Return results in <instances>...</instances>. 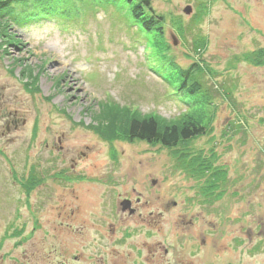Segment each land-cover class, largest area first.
Wrapping results in <instances>:
<instances>
[{"label":"rangeland","instance_id":"obj_1","mask_svg":"<svg viewBox=\"0 0 264 264\" xmlns=\"http://www.w3.org/2000/svg\"><path fill=\"white\" fill-rule=\"evenodd\" d=\"M147 1L162 18L159 42L167 61L181 70L194 67L209 96L199 101L210 112L206 133L175 150L129 141L124 119L117 131L99 130L111 104L163 123L190 108L151 70L159 65L146 48L148 39L124 20L125 11L94 7L93 1L88 7L75 1V9L68 1L61 14L23 0L18 14L0 16V94L19 117V129L0 143V264L30 263L24 251L33 252L35 264H46L49 251L58 260L62 237L77 242V235H64L65 228L86 221L92 227L86 218L119 212L118 196L131 191L148 201L146 212H157L164 201V237L158 240L165 247L176 244L179 228L182 255L195 234L229 248L228 254L214 253L211 264L227 257L254 263L247 244L244 257L235 259L242 246L233 238L240 227L253 226L257 212L264 217V0ZM187 6L189 15L183 13ZM196 161L207 164L206 176L194 174ZM29 167L42 183L29 201L32 215L19 203L9 175ZM211 183H220L219 190L206 200L202 187ZM254 183H260L257 191ZM17 209L21 217L13 224ZM24 220V236L13 228L1 238L8 224L18 227ZM21 242L27 247L18 251ZM170 255L164 264L183 263Z\"/></svg>","mask_w":264,"mask_h":264},{"label":"flooded vegetation","instance_id":"obj_2","mask_svg":"<svg viewBox=\"0 0 264 264\" xmlns=\"http://www.w3.org/2000/svg\"><path fill=\"white\" fill-rule=\"evenodd\" d=\"M2 98L0 94V143L6 135H10L19 129V117L16 110L11 109L9 106L6 107L4 102H2ZM2 156V148L0 147V157ZM9 175L11 178L10 185L19 191V199H21L19 203L22 202L26 206L29 214L32 215V207L29 201L30 198L32 199V196L35 197V189L37 186L42 184L39 183L36 170L33 167H29L20 174L10 170ZM0 183L3 182L0 180ZM151 185L153 186L155 183H151ZM259 186L260 183H254V190L256 189L257 191ZM133 194L136 195L134 199ZM118 197L119 199L115 204L117 203L119 206V212L110 211L106 213V216L92 215L86 218V220H92L89 222L92 227H89L86 221L80 222L82 226L78 229L69 231L72 228H65L67 233H64V235L67 236L69 233H72V235L78 236L76 244L72 245L68 243V238L62 237L63 243L60 245L58 251L59 259L53 261L52 258L54 255H52V251H49L46 264H164L163 261L165 262V256L168 254H171V257L172 255L176 257L178 260L176 262H183L181 264H211L214 253L219 254L221 252L222 254H228L230 252L226 244L225 247L222 245V249H219L213 247L211 239L192 234L189 239L190 244L187 247L189 252L187 255L185 253L182 255L179 251L182 238L179 228L176 229L179 233L174 236L176 244L171 243L172 246L167 248V246L165 247L158 240V238L163 240L164 237V201L159 198L161 200L157 212H146L148 201L143 200L145 197L140 195V193L131 191V195ZM213 198L211 197L210 199L213 200ZM115 204H113L114 207L116 206ZM173 205L175 204L173 203ZM12 216L15 220L12 223L15 224L19 217H21V214L17 209ZM255 218L256 220L251 228L240 227L236 236L233 238V242L237 247L240 248L242 246V249L238 253H235L237 254L235 259L239 260L241 254L243 256V246L247 244L250 246V250H252V257H256L252 259L254 263L251 264H264V258L261 257L262 255L264 256V217H260L259 212H257ZM152 219L154 220L149 223V220ZM101 220H106V223H103ZM21 223L18 222V227L11 223L8 224L11 228H4L1 232V238L4 235H12L11 230L13 228L15 231L14 235L24 236L27 229L25 227V220L24 222L21 221ZM188 225H191V221L188 222ZM33 230H35L34 227L30 229V231ZM30 231L26 235H32L33 233ZM186 239L184 238V240ZM227 240L226 237L222 242L227 243ZM161 245L164 247L160 248ZM2 246L3 244H0V249ZM24 247H27L26 243L21 242L15 245V249L18 251L23 250L21 248ZM28 252L26 253L24 251V259L30 262L28 264H35V262L29 260V257H34L33 252L30 251L29 255ZM186 256L190 257L191 260L186 258ZM259 257L262 259H259ZM228 259L229 257H227L223 264H241L240 261H228ZM13 263L23 264L17 260H14Z\"/></svg>","mask_w":264,"mask_h":264},{"label":"trees","instance_id":"obj_3","mask_svg":"<svg viewBox=\"0 0 264 264\" xmlns=\"http://www.w3.org/2000/svg\"><path fill=\"white\" fill-rule=\"evenodd\" d=\"M68 1L72 3L73 8L75 1L85 4V6H91L90 3L93 1L94 7L99 6V3L102 6L109 4L120 12L122 10L125 11L124 20L130 26H134L137 33L142 35L145 40L148 39L146 48L150 51L151 58L159 63H157L159 67H151V70L171 88L172 97L190 101L188 111L181 115L180 119L171 123L160 122L154 115L142 116L135 111L129 112L128 109L119 108L114 104H111L110 108L103 105L107 108V113L102 117L104 123L102 124L101 122L100 132L108 131V129L114 127L117 131L118 120L124 119L126 127L123 134L129 141L137 140L147 144H158L170 150H175L182 143L206 133L207 124L210 121V112L203 109L199 105V101L201 98L208 101L209 96L204 93L199 78L193 71L194 69H192L194 67L181 70L167 61L165 56L166 49L159 42L161 39L160 26L162 18L153 13L147 0H106L101 2L100 0H31V4L33 7L45 6L52 10L59 8L57 11L62 14L66 11L63 6L68 4ZM9 2H14V4H9ZM21 2L23 0H0V11L3 12L0 13V16L7 18L15 15L13 13L18 14L17 9L26 7ZM77 3L75 4V9H77ZM207 101L206 105L209 104ZM196 162H199V167L194 169V174L202 177L206 176L207 164L202 163V161ZM219 185L220 183H211L203 186V189L201 188L202 191L204 188L206 189L203 196L211 200L210 198L215 195V191L219 190Z\"/></svg>","mask_w":264,"mask_h":264},{"label":"water","instance_id":"obj_4","mask_svg":"<svg viewBox=\"0 0 264 264\" xmlns=\"http://www.w3.org/2000/svg\"><path fill=\"white\" fill-rule=\"evenodd\" d=\"M190 12H191V9H190L189 6H187V7H185V8L183 9V13H184L185 15H189Z\"/></svg>","mask_w":264,"mask_h":264}]
</instances>
